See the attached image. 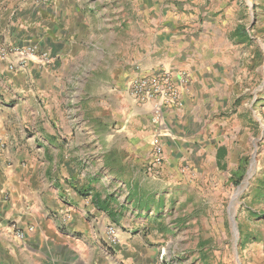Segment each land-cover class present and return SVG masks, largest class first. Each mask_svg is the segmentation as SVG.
Masks as SVG:
<instances>
[{
    "label": "crops",
    "instance_id": "crops-1",
    "mask_svg": "<svg viewBox=\"0 0 264 264\" xmlns=\"http://www.w3.org/2000/svg\"><path fill=\"white\" fill-rule=\"evenodd\" d=\"M201 1L0 0V49H35L23 63L0 56V264H142L150 180L174 175L182 185L201 137L215 161L218 89L228 80L231 96L229 81L249 62V36L230 35L244 29L240 17L209 23ZM154 69L179 90L159 125L152 105L127 92Z\"/></svg>",
    "mask_w": 264,
    "mask_h": 264
},
{
    "label": "rangeland",
    "instance_id": "rangeland-1",
    "mask_svg": "<svg viewBox=\"0 0 264 264\" xmlns=\"http://www.w3.org/2000/svg\"><path fill=\"white\" fill-rule=\"evenodd\" d=\"M201 4L209 23L218 16L232 27L235 17H240L252 43L249 62L229 81L231 96L228 80L218 89L222 105L218 102L216 118L223 123L209 128L215 130L213 142L219 145L215 161L208 157L210 137H201L200 158L192 159L188 175L181 171L182 185L173 180L174 175L150 180L148 187L155 189L149 195L153 206L142 215L147 218L139 226L145 255L137 260L142 264H264V3L202 0ZM242 157L248 158V164L236 181L232 174ZM113 193L118 199L119 192ZM160 244L163 249L155 262L151 254Z\"/></svg>",
    "mask_w": 264,
    "mask_h": 264
},
{
    "label": "built area",
    "instance_id": "built-area-1",
    "mask_svg": "<svg viewBox=\"0 0 264 264\" xmlns=\"http://www.w3.org/2000/svg\"><path fill=\"white\" fill-rule=\"evenodd\" d=\"M39 4L50 2L51 0H37ZM9 52L19 56V61L24 62L35 54V49L31 46L25 48H11L10 50L0 49V56L4 57ZM178 85H185L189 82V76L186 71H181L177 77ZM128 94L141 103H150L151 117L150 121L159 125L162 119V110L165 106L177 102L179 90L173 77L166 71L154 69L145 74H138L131 78L127 85ZM1 146V143H0ZM164 159L162 145L159 140L153 143L152 165L159 166ZM106 234L109 243L116 242V229L109 225L106 227ZM18 238L22 239L23 234L17 233Z\"/></svg>",
    "mask_w": 264,
    "mask_h": 264
},
{
    "label": "trees",
    "instance_id": "trees-1",
    "mask_svg": "<svg viewBox=\"0 0 264 264\" xmlns=\"http://www.w3.org/2000/svg\"><path fill=\"white\" fill-rule=\"evenodd\" d=\"M234 35L236 37H238V39H240L242 41H245V40L248 39L247 38L248 36H247V33H246L245 29L236 28V30L234 32ZM247 164H248V158L242 157L240 159V161H239L238 166H237V170H235L233 172V174H232L235 177L236 181H240L241 180V178H242V176H243V174L245 172V168H246Z\"/></svg>",
    "mask_w": 264,
    "mask_h": 264
}]
</instances>
